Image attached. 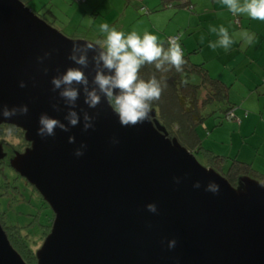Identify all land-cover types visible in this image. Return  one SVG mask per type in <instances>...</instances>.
Instances as JSON below:
<instances>
[{"label":"water","instance_id":"water-1","mask_svg":"<svg viewBox=\"0 0 264 264\" xmlns=\"http://www.w3.org/2000/svg\"><path fill=\"white\" fill-rule=\"evenodd\" d=\"M77 41L85 42L64 37L20 0H0V105L28 106L26 116L0 118L29 144L9 166L54 216L36 264H264V187L242 177L234 188L200 165L167 137L154 110L144 123L122 128L102 105L89 110L99 113L94 131L81 133L78 126L53 138L36 135L41 113L62 119L63 112L51 109L56 94L50 79L56 69L72 66L67 56ZM52 49L38 64L36 57ZM113 137L118 144L110 143ZM82 142L87 149L77 158L73 151ZM3 157L0 145V162ZM210 180L220 186L217 195L204 191ZM197 181L201 188L193 189ZM148 203L158 214L146 211ZM169 239L177 241L172 250ZM0 264H26L1 225Z\"/></svg>","mask_w":264,"mask_h":264},{"label":"clouds","instance_id":"clouds-1","mask_svg":"<svg viewBox=\"0 0 264 264\" xmlns=\"http://www.w3.org/2000/svg\"><path fill=\"white\" fill-rule=\"evenodd\" d=\"M227 11L233 16H246L251 20L264 22V0H221ZM209 32L217 37L208 42V48L225 51L231 49L238 36L243 46H252L257 41L255 33L241 29L238 33L229 32V27L223 24L209 26ZM101 36L87 42H74L71 45L67 60L72 66L66 67L63 72L56 69V75L50 79L51 92L55 93V103L51 109L55 113L63 112L62 119L41 113L37 120L36 135L42 140L55 137L57 131L70 133L71 129L79 126L81 133L95 130L98 106H107L116 117L120 127H134L144 123L151 115L153 102L159 100L162 91L167 87L166 81L157 78L156 72L170 71L182 72L187 63L185 52L180 44L179 36H172L165 42L156 34L144 32L142 35L136 31L125 33L115 26L103 23L99 26ZM55 49L43 52L37 56L38 64L43 65ZM91 53V55H90ZM151 66L155 71L145 74L142 69ZM44 75L48 74V68L43 67ZM18 87H26L24 81H20ZM83 105V106H81ZM86 106V107H84ZM28 106L9 107L0 105V118L8 121L16 116H26ZM15 127L9 126L7 133L14 134ZM67 142L75 143V137L68 135ZM111 144L119 143L113 137ZM87 149L85 143H80L73 151L77 158L84 155ZM173 183H181L180 177H173ZM193 189H200L199 181L192 184ZM204 191L217 195L220 186L210 180ZM147 212L158 214L157 205L148 203L145 205ZM163 243V241H162ZM177 241L169 239L167 248H175Z\"/></svg>","mask_w":264,"mask_h":264},{"label":"rangeland","instance_id":"rangeland-1","mask_svg":"<svg viewBox=\"0 0 264 264\" xmlns=\"http://www.w3.org/2000/svg\"><path fill=\"white\" fill-rule=\"evenodd\" d=\"M23 2L32 13L64 37L85 42L101 36L99 26L103 23L115 26L125 33L136 31L142 35L147 31L156 34L165 42L169 37L182 35L184 30L182 26L187 20L185 9H161V0H83L81 3L76 0H24ZM253 81L255 80L250 77L240 79L235 95H242L244 87L250 86ZM190 82L199 86L198 97L202 99L205 89L200 86V78L191 75ZM261 85L264 84L261 82ZM231 98L235 99L233 94ZM228 99L230 103H234L230 96ZM255 99L254 96H247L246 106H254ZM225 106L226 103L215 102L203 108L202 113L207 118L196 129L202 151L225 157L228 162L236 158L245 163L254 162L264 168V125H259L254 130L249 126L239 131V127L234 128L232 123H237L234 121L235 118L222 120L221 125H217L223 118L221 110ZM244 108L236 105L235 111H241L242 115L256 114L249 108ZM7 129L2 130L4 135L0 136L4 155L0 163L2 166L0 218L5 227H22L21 234L29 235L32 252L36 254L49 235L54 216L37 191L10 168L9 161L12 155L22 153L27 148V144L21 139L18 131L9 135ZM195 158L200 165L208 168L202 152L195 154ZM257 182L264 187V179Z\"/></svg>","mask_w":264,"mask_h":264},{"label":"trees","instance_id":"trees-1","mask_svg":"<svg viewBox=\"0 0 264 264\" xmlns=\"http://www.w3.org/2000/svg\"><path fill=\"white\" fill-rule=\"evenodd\" d=\"M20 1L24 3V0ZM76 2L78 1L76 0ZM190 4L191 0H161L160 7L162 9L190 10ZM166 42L167 40L165 41V46H167ZM185 59L187 63L183 66L182 72H176L174 68L167 72H156L157 78L166 81L167 84L159 100L153 102L152 110L155 111L156 122L163 128L169 139H175L182 147L194 155L202 152L208 168H212L224 177L232 187L237 188L242 177H250L257 181L260 175L249 164L238 161L236 158L228 162L225 157L216 156L209 151H202L196 129L207 118L202 113L203 108L215 102L226 103L224 109L221 110L223 116L225 115L226 117L232 107L228 103V87L219 80L212 78L203 65L193 64L189 60L188 55H185ZM142 71L147 75L155 70L151 66H146ZM191 75L200 78V86L205 89L202 99L198 97L199 86L190 82ZM221 119L217 125L221 123ZM8 127V125H0V136L4 135L2 130ZM15 131H18L21 134V139H23V132L16 128ZM1 169L2 166L0 164V177L2 175ZM0 225L1 227L4 226L1 218ZM2 229L10 245L24 262L26 264H36L35 253L31 249L32 241L27 233L21 234L20 230H22V227L4 226Z\"/></svg>","mask_w":264,"mask_h":264},{"label":"crops","instance_id":"crops-1","mask_svg":"<svg viewBox=\"0 0 264 264\" xmlns=\"http://www.w3.org/2000/svg\"><path fill=\"white\" fill-rule=\"evenodd\" d=\"M161 4V2H160ZM191 9H185L187 20L182 27L183 33L179 35L180 44L193 64L203 65L208 74L228 87V97L235 99L229 105L237 123L234 128L241 131L242 128L251 127L253 130L259 125H264V22L251 20L246 16H233L227 11L221 0H191ZM161 8V7H160ZM162 9V8H161ZM176 10V9H175ZM182 10V9H179ZM223 24L229 27V32L238 33L242 28L255 33L257 41L252 46H243L238 36L234 37L235 43L231 49L225 51L221 48L212 50L208 48V42L214 41L217 37L209 32V26ZM243 77L255 81L250 86L244 87L242 95H235L237 83ZM254 96V106H246V97ZM253 98V97H252ZM251 100V98H250ZM245 107L256 112L255 115H248L235 109V106ZM253 105V102H252ZM226 120L225 115L221 119ZM221 123L219 125H221ZM216 155V154H214ZM245 163V162H244ZM247 163L260 175L258 180L264 179V168Z\"/></svg>","mask_w":264,"mask_h":264},{"label":"built area","instance_id":"built-area-1","mask_svg":"<svg viewBox=\"0 0 264 264\" xmlns=\"http://www.w3.org/2000/svg\"><path fill=\"white\" fill-rule=\"evenodd\" d=\"M78 2H81V1H83V0H77ZM233 118H235L234 117V115H233V113L232 112H229L228 114H227V116H226V119H233Z\"/></svg>","mask_w":264,"mask_h":264},{"label":"flooded vegetation","instance_id":"flooded-vegetation-1","mask_svg":"<svg viewBox=\"0 0 264 264\" xmlns=\"http://www.w3.org/2000/svg\"><path fill=\"white\" fill-rule=\"evenodd\" d=\"M2 125H3V124H2ZM26 144H27V143H26ZM26 146L29 147V144H27ZM25 149H26V148H25ZM25 149H24V150H25ZM22 179H23V178H22Z\"/></svg>","mask_w":264,"mask_h":264}]
</instances>
